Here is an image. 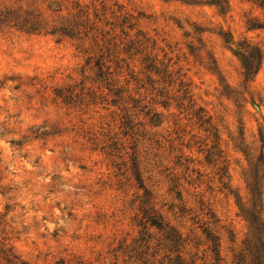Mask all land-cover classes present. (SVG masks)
<instances>
[{
    "label": "rangeland",
    "instance_id": "1",
    "mask_svg": "<svg viewBox=\"0 0 264 264\" xmlns=\"http://www.w3.org/2000/svg\"><path fill=\"white\" fill-rule=\"evenodd\" d=\"M50 3L54 9L104 3V18L128 16L135 27L123 32L143 43L142 54L120 55L130 67L118 71L123 93L115 96L85 66L90 46L0 25V241L22 264H141L144 246L149 264L176 256L232 264L248 232L239 207L248 203V178L264 153V10L248 0ZM32 4L47 9V0H0V11ZM114 35L116 45L130 39L118 28ZM240 49L262 54L247 84ZM145 57L180 76L193 109L205 112L215 133L176 108L178 81L168 87L145 69ZM153 87L174 101L158 105L164 99ZM149 109L160 114L159 126L150 122ZM224 166L226 189L218 182ZM144 192L182 235L176 248L154 228L149 241L140 240L135 216ZM260 217L264 227V183ZM205 230L219 240L218 263Z\"/></svg>",
    "mask_w": 264,
    "mask_h": 264
},
{
    "label": "trees",
    "instance_id": "2",
    "mask_svg": "<svg viewBox=\"0 0 264 264\" xmlns=\"http://www.w3.org/2000/svg\"><path fill=\"white\" fill-rule=\"evenodd\" d=\"M248 1L264 10V0ZM215 6L219 7L216 4ZM107 11L109 10L104 3H101L100 8L98 9L96 7L89 8L87 6H81L78 3H72L69 8L59 7L54 9L51 7L50 0H47V9L43 12H39L33 8V4L25 8L22 6H16L2 9L0 11V25L10 26L11 28L32 34L43 32L48 36L57 38L58 40H74L80 42L82 46H90L87 49L89 51H85V53L89 55L85 62V66L89 67V70H95L97 80L104 83L107 87H114V89H111L110 91H113L115 96H119L123 91L122 87H119L118 81L122 72L118 71L122 70V64L126 63L125 59L120 58V55L128 56L132 50H136L134 55H141L142 51H139V47L143 43L140 44L139 41H134L129 37L128 33L125 34L123 32V29L132 31L135 27V24L131 23L128 16L116 17L114 12H110V18H104ZM107 19H111L112 21L108 22ZM102 23L104 26H111L109 32H103L100 29ZM117 28L121 29V34L125 38H130L127 41V45H125L126 43L122 44V42H120L119 45H116V36L114 35V32ZM121 45L125 46L119 50ZM93 49L96 53H94ZM237 56L241 59L243 79L245 84H247L252 81L257 74L262 62V54L260 50L257 49H251L249 51L240 49L237 52ZM111 57L113 59H111ZM144 62L149 63L145 69L148 72L154 71L156 75H161L163 79L165 78L168 87L178 81V90L176 93L180 95L176 98L177 102H179L176 104V108L179 110H185V112L187 111L188 115L191 114L199 128H204V132L215 133V130L211 127L210 118H207L205 112L202 109H193L194 104L190 95L189 87L182 80H179L180 76L174 78V76L168 74L167 69L162 68V64H158L154 58L151 60L149 57H145ZM124 66L126 69L125 71H129L130 64H125ZM114 77H116V79ZM132 81H135L136 84L139 82L136 79H132ZM165 81L162 80V83H165ZM128 84L129 81H125V85L128 86ZM152 91H156V97L164 99V102L158 103V105L164 103L166 104L165 106H169L167 105L169 104L168 102L174 101L172 98H167L168 93L164 91V88L157 90V88L153 87ZM128 101H131V98H128ZM132 102L134 104L133 107H138L137 104L139 101L132 100ZM185 102L186 105H184ZM142 109H145V107H142ZM149 114H152L150 122L155 127L159 126V124H157V118H159L160 114L156 112L153 113V110L151 109H149L147 115ZM123 127L125 129L129 128L130 123L124 122ZM259 134L262 140L263 134L261 132H259ZM213 138H215L214 135ZM208 154L209 156L211 155V153ZM218 154H221V152H218ZM132 161H134V158ZM224 163L225 162L222 161V164ZM134 165L135 164L133 163V169L135 168ZM226 174V166L218 169V182L222 184L223 189H226V183H223ZM134 175L137 176V173L134 172ZM248 179L247 193L249 200L246 206L239 207V215L247 223L248 232L241 243V247L233 256L232 264H264V227L260 217L261 189L264 183V153L261 152L258 159L255 161ZM149 203V194L144 192L143 199L140 201L139 213L135 216L137 227H141L143 230L144 237L140 240L144 241V238H147V241H149L151 235L149 233L147 234V232L154 228L164 233V240L169 243L171 249L176 248L179 244L183 243L182 235L174 228L169 227L167 223H164L161 215L157 214V212L149 206ZM204 233L211 244L210 248L211 253L215 257L214 261L218 263L220 261L219 240L216 237H213L208 230H205ZM148 249V246H144V251L140 253L141 255L139 257L140 261H142L141 264H149L148 260L145 259ZM0 264H22L12 255L11 249L1 241ZM168 264L192 263H187L181 258V256H176L172 261L169 260Z\"/></svg>",
    "mask_w": 264,
    "mask_h": 264
}]
</instances>
